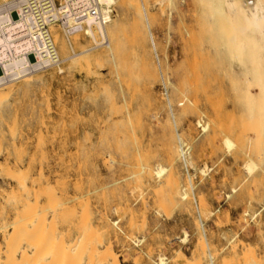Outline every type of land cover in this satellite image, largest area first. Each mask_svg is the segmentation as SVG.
Returning a JSON list of instances; mask_svg holds the SVG:
<instances>
[{
	"label": "rangeland",
	"instance_id": "1",
	"mask_svg": "<svg viewBox=\"0 0 264 264\" xmlns=\"http://www.w3.org/2000/svg\"><path fill=\"white\" fill-rule=\"evenodd\" d=\"M112 19L111 54L0 93V264H264V67L198 0Z\"/></svg>",
	"mask_w": 264,
	"mask_h": 264
},
{
	"label": "bare ground",
	"instance_id": "2",
	"mask_svg": "<svg viewBox=\"0 0 264 264\" xmlns=\"http://www.w3.org/2000/svg\"><path fill=\"white\" fill-rule=\"evenodd\" d=\"M66 1L70 3L71 8L66 12L70 15L72 9L77 11L88 6L92 1L98 4L102 10H109L111 6L114 8V5L118 4L120 0ZM198 1L208 8L211 20L220 26L226 34L231 50L235 53L243 48L247 55L255 58V62L252 61L254 65L257 64L255 67L263 68L264 0ZM168 2L172 3V0H168ZM18 12L19 6L16 0L0 2V93L4 92L8 86L10 88L9 84L49 69L56 60L59 64L66 62L68 67L72 68L79 64L90 66L95 61L97 62L101 55L111 54L109 49L112 48V44H110L109 38L114 32L116 24L113 19L102 26L92 17H87L80 23H73L72 18H67L63 25H50L49 41L44 34L34 30L24 20L18 19ZM56 45L63 56L62 59ZM99 48L104 49L97 52L96 50ZM260 91L264 95V86H261ZM224 144L228 151L234 147L229 139H225ZM244 168L250 177H253L258 171L257 164L250 158L245 162ZM163 172V169H160L158 176ZM178 241L182 242L181 239Z\"/></svg>",
	"mask_w": 264,
	"mask_h": 264
},
{
	"label": "built area",
	"instance_id": "3",
	"mask_svg": "<svg viewBox=\"0 0 264 264\" xmlns=\"http://www.w3.org/2000/svg\"><path fill=\"white\" fill-rule=\"evenodd\" d=\"M16 2L19 6V12L16 13L18 19L24 20L34 30L44 34L49 41L50 25H63L67 18H72L73 23H80L87 17H92L98 24L104 26L114 16L113 6L109 10H102L94 1L77 11L72 9L70 15L66 13L71 8L66 0H16ZM58 65L59 62L56 60L50 68Z\"/></svg>",
	"mask_w": 264,
	"mask_h": 264
}]
</instances>
